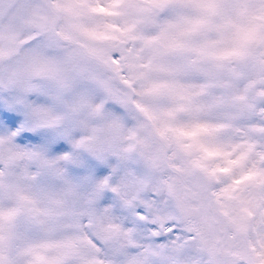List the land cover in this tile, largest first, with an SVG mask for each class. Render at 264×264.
Returning <instances> with one entry per match:
<instances>
[{"label": "snow or ice", "instance_id": "6c2138e0", "mask_svg": "<svg viewBox=\"0 0 264 264\" xmlns=\"http://www.w3.org/2000/svg\"><path fill=\"white\" fill-rule=\"evenodd\" d=\"M0 264H264V0H0Z\"/></svg>", "mask_w": 264, "mask_h": 264}]
</instances>
